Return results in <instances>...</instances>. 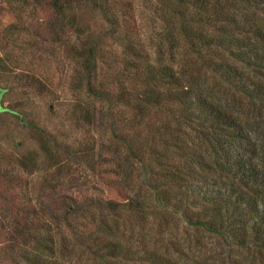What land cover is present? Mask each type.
Masks as SVG:
<instances>
[{"label":"trees","instance_id":"1","mask_svg":"<svg viewBox=\"0 0 264 264\" xmlns=\"http://www.w3.org/2000/svg\"><path fill=\"white\" fill-rule=\"evenodd\" d=\"M107 1L40 0L35 6L54 14L51 25L56 35L66 26L78 36L71 48L78 72L83 73L78 87L87 89L95 104L105 99L95 84L101 40L108 34L86 27L80 13L88 10L109 22ZM158 1L164 7L158 58L147 63L142 78L146 92L132 99L136 108L132 123L139 128L147 113V165L142 147L113 138L127 144L133 173L144 175L147 197L140 186L130 199L113 182L120 204L110 201L112 209L100 212L98 222L106 231H81L85 224H80L85 240L77 238V247L86 250L85 259L93 264H198L204 250L197 254L192 241L184 246L181 239L193 230L196 247H205V253L214 251L201 242L204 236L237 254L216 260L220 264H264V0ZM180 45L186 58L174 69V51ZM77 108L91 121V107ZM15 115L25 130L35 134L39 157L50 163L44 172L54 171V180L62 177L61 154L74 165L73 145L60 142L22 114ZM134 132L135 138L140 137ZM33 158L28 155L22 164L35 165L36 173ZM57 206L70 220L76 215L88 219L91 212L65 199ZM123 218L138 229V239L123 238ZM37 222L36 230L21 226V238L32 239L34 246L25 263L65 264L66 259L72 264L75 247L63 251L51 235V225L40 218Z\"/></svg>","mask_w":264,"mask_h":264},{"label":"rangeland","instance_id":"2","mask_svg":"<svg viewBox=\"0 0 264 264\" xmlns=\"http://www.w3.org/2000/svg\"><path fill=\"white\" fill-rule=\"evenodd\" d=\"M23 1L0 0V89L3 91L0 97V264H26L25 256H32L34 246L32 239L21 238V226L36 230L38 222H35L39 218L51 225V235L63 251L68 253L75 247L77 252L72 264H93L92 260L86 261L87 252L77 247L76 240H85L81 231L95 229L102 233L103 227L98 222L100 212L112 209L110 201L120 202L113 182L115 185L118 182L117 188L122 192L132 191L131 196L125 192L130 199L140 186L147 197L144 175L133 173L134 163L129 158L127 144L113 138L121 137L136 148L142 147L147 165V113L145 124L141 123L138 128L132 123L136 118L132 99L147 90L142 78L147 74V63H156L158 58L164 7L158 0H108L109 22L88 10L80 13L82 24L102 36L108 34L101 40L95 84L105 99L95 104L87 89L78 87L79 75L83 73L78 72L80 69L71 52L78 36L66 26H61L63 32L56 35V28L51 25L54 14L42 7L37 9L35 6L40 0H27V5ZM185 54L182 45L177 46L174 69H179ZM79 105L91 107V121L85 118L86 113L81 114ZM15 113L46 128L60 142L73 145L77 151L74 165H70L66 154H61L62 177L54 180V171L44 172L50 163L39 157L35 134L23 128ZM158 119H152L153 123ZM133 129L140 137L135 138ZM28 155L34 157L38 166L36 173L35 165L24 168L22 164ZM64 199L76 204L79 210L88 208L89 218L76 215L71 220L65 219V209L54 208V204ZM48 207L51 209L47 210ZM124 218L120 220L123 238L138 239V229L132 224L129 226ZM80 224H85L84 230H79ZM109 224L110 227L114 224L111 219ZM188 235L186 238L182 234L184 246L192 241L197 254L204 250L196 261L198 264H204L205 258V263L220 264L221 260L237 256L206 236L201 237V242L214 253H205V247H196L193 241L196 233L190 230ZM65 264H68L66 259Z\"/></svg>","mask_w":264,"mask_h":264},{"label":"water","instance_id":"3","mask_svg":"<svg viewBox=\"0 0 264 264\" xmlns=\"http://www.w3.org/2000/svg\"><path fill=\"white\" fill-rule=\"evenodd\" d=\"M2 94H3V91L0 89V97L2 96Z\"/></svg>","mask_w":264,"mask_h":264}]
</instances>
